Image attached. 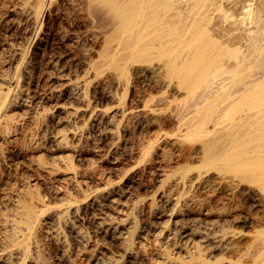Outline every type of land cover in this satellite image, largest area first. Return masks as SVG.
Returning <instances> with one entry per match:
<instances>
[{
    "label": "rangeland",
    "instance_id": "374dc122",
    "mask_svg": "<svg viewBox=\"0 0 264 264\" xmlns=\"http://www.w3.org/2000/svg\"><path fill=\"white\" fill-rule=\"evenodd\" d=\"M55 1L37 18L36 0H0V90L10 91V126H0V264L23 256L4 248L11 232L1 213L26 190L62 206L35 226L24 264H263L264 105L218 101L213 136L258 109L251 120L261 131L233 161L203 163L210 136L191 134L181 113L210 79L232 75L223 68L183 85L157 48L113 63L104 53L117 47L106 42L109 12L98 5L92 19L89 0ZM187 223L227 236L179 241Z\"/></svg>",
    "mask_w": 264,
    "mask_h": 264
},
{
    "label": "bare ground",
    "instance_id": "6f19581e",
    "mask_svg": "<svg viewBox=\"0 0 264 264\" xmlns=\"http://www.w3.org/2000/svg\"><path fill=\"white\" fill-rule=\"evenodd\" d=\"M54 1L36 0L37 18L42 12L51 8ZM93 3L94 0H89V14H91L89 17L97 18L94 16L96 15L94 11L100 5V9L99 7L97 9L101 11L103 9L104 13L109 12L108 16L114 24L113 30L106 37V42L107 44L116 42V50L104 51L113 63L120 58L127 60V56L139 52H144L141 54L144 59L147 55L146 51L157 48L160 55H169L172 58L167 69L171 74H183L181 77L183 85H192L205 74L223 68L232 75L228 78L210 79L206 87L207 93L196 100L192 110L181 113V119L189 120L191 134L210 136L204 143L203 163L213 161L225 163L233 161L238 157L237 155H242L239 154L243 149L242 143H245L249 135L261 131V124L260 128L256 124L259 123L257 120L261 117L258 115H261L259 113H262V110L258 109L260 111L258 113L256 110L257 118L251 115L248 124L239 126L243 123L242 120L236 125L237 127L220 126V129L222 127L224 130L219 131V136H213L208 123L212 121L215 126L220 124L221 118L216 117L217 108L214 109V106L223 99L234 98L237 101L240 97L243 99L252 96V100L257 101L255 103L251 100L253 105H258V108L259 104L264 105V0H101L94 5ZM101 18L99 20L108 21L106 17ZM37 34L35 32L31 40ZM121 51H126V54H122ZM9 93V90L6 92L0 90V126L6 120L2 131L10 126L9 116L6 114L3 116ZM236 101L232 100V103ZM229 105L228 109L232 104ZM262 108L264 111V106ZM261 116L263 118L264 112ZM251 117L257 119L256 123H252L254 119L251 120ZM18 203L17 208L8 207L1 213L2 221L9 223L8 230L11 232V237L10 234H5L3 243L4 248L12 251L15 247H21L24 253L17 263L24 264L32 248L35 226L40 228L43 216L52 208H60L62 205L55 204L56 206L53 207L45 203L44 197L35 195L31 190L24 191ZM62 214L58 218L62 219ZM194 223L182 225L176 238L179 241L221 242L227 236L207 234L199 230L198 224ZM262 249L264 251V244Z\"/></svg>",
    "mask_w": 264,
    "mask_h": 264
}]
</instances>
